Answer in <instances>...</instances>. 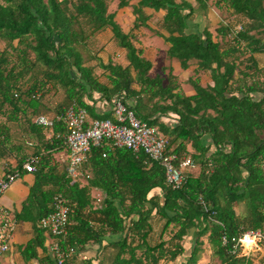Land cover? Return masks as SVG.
<instances>
[{
  "label": "trees",
  "instance_id": "trees-1",
  "mask_svg": "<svg viewBox=\"0 0 264 264\" xmlns=\"http://www.w3.org/2000/svg\"><path fill=\"white\" fill-rule=\"evenodd\" d=\"M113 1L118 10L134 0H0V40L6 43L0 50V151L17 148L22 153L25 144L38 156L35 182L23 207L24 213L35 208L38 227L26 249L43 246L40 219L51 212L53 196L60 193L71 220L67 234L57 239L60 247L66 253L73 248L77 255L88 245L107 240L97 262L91 257L77 264H160L162 260L170 264L187 251L183 241L188 237L191 247L185 264H195L207 233L220 264H250L255 254L232 253L231 238L245 230L264 233V67L254 56L264 53V0H217L245 20L243 30L232 39H228L231 27L217 28V40L207 23L196 21V9L188 0L137 1L134 28L150 18L146 8L165 11L157 33L170 43L168 53L183 69L195 66L189 78L192 95L184 92L172 72L166 84L161 75L150 76L152 62L132 42L134 34L125 33L115 21L116 12L109 10ZM204 5L202 9L207 8ZM106 28L127 50L129 61L126 67L112 62L100 65L109 73V86L98 81L85 57L89 40ZM202 74L211 83L202 85ZM58 92L67 104L84 108L85 97L92 100L94 92L108 101L125 94L139 117L168 138L169 150L201 165L200 174L188 173L186 183L172 189L164 168L143 151L105 143L92 148L99 166L96 177L106 168L111 172L103 184L106 197L98 203L91 186L101 184V178L88 185L74 182L54 162L53 149H62L63 139L54 137L50 143L45 138L48 129L34 123L35 112L24 114ZM143 97L156 99L155 111L175 113L176 124L165 125L157 112L141 106ZM16 123L34 134L37 144L31 142L32 135L21 138L23 144L14 142ZM53 130L65 131L61 123ZM204 135L209 136L208 144ZM189 143L194 152H188ZM117 154L124 162L115 166L110 161ZM242 206L244 210L238 212ZM155 220L162 222L159 230ZM172 226L177 228L171 238L174 244L167 247L163 234ZM158 232L162 239L154 244ZM224 236L229 240L226 245Z\"/></svg>",
  "mask_w": 264,
  "mask_h": 264
},
{
  "label": "crops",
  "instance_id": "crops-1",
  "mask_svg": "<svg viewBox=\"0 0 264 264\" xmlns=\"http://www.w3.org/2000/svg\"><path fill=\"white\" fill-rule=\"evenodd\" d=\"M137 1L138 0H134L129 6L120 8L118 10L117 1H113V6L112 8H109V10L116 12L114 18L115 21L120 25L125 33L134 34L131 39L132 42L138 49H141L142 56L152 62V68L149 72L150 76L155 77L157 75H161L164 78L163 84H166L167 76L169 72H172V74L177 76L184 92L187 95L194 94L195 90L189 81L190 77H188V75L193 74L195 66H190L188 69H183L178 60L172 59L170 57L168 53L170 43L166 42L164 38L157 33V31L159 30V22H161V20L163 19L165 11H153L146 8L145 11L148 15H150V18L143 26L134 28L136 15L134 14L133 7L137 4ZM188 1L196 9V21L201 23L203 26L207 23L209 25L210 31L213 33V37L215 40H217L216 34L214 33L216 32V30L214 31V28L211 26L212 24H216L217 28L225 25L231 27L233 30L236 26L242 25L241 23H239L241 20L242 23H245L244 19L228 11L223 3L219 6L217 4V0H203V2L201 0ZM196 3H199V7H196ZM203 4H205L204 6L207 7L206 9H202ZM87 50L88 52L85 54V57L87 58V65L93 67V69L95 70V74L98 76V81L106 86L110 85L107 75L109 73L105 72L101 68L100 65L102 63L108 64L112 62L124 67L129 64L127 58V50L118 45L110 28H106L102 32H99L95 36H93L88 42ZM254 56L258 61L259 66L264 67V53H258ZM183 71H186L185 74L187 75V78L181 76V73L184 74ZM132 73L135 75L134 71H132ZM200 81L201 84L205 86L211 83V78L207 74H202ZM134 87L137 90L140 88L139 85H135ZM155 102L156 99L151 100L149 99V97H143L141 106H146L149 111L153 110L154 112H157L155 116H157L159 120L165 125L170 127L174 126L176 124V114L173 112L167 113L166 111L161 112L160 110L155 111ZM85 104L87 105V107L85 108L88 112L89 122H91L95 118H113V100L108 101L105 97L102 98L98 94V92L93 93L92 100L88 97H85ZM68 105L69 103L67 104L65 95L58 92L56 93V95L53 94L46 97L45 101H43L42 104L40 102L36 109L28 108L27 111H24V114L35 112L36 116H34L33 118L42 115L53 117L55 114L59 113L60 110L63 109L64 111L68 107ZM16 124L17 127L14 125L12 129L13 136L17 137V139H14L13 137L14 142L23 144L21 138L27 139L26 136L32 135L31 142L33 144H37L38 138H35L34 134H30L26 132L24 128L22 129L18 127L19 123ZM16 130L17 132H15ZM53 135H55L54 130L48 129L45 135L46 140L52 143L54 138ZM203 140L205 141V144H208L207 141L209 140V136L204 135ZM32 143L30 145H32ZM23 145L24 146H22V148L24 150L22 151V153H19L17 148L13 150L7 148L5 151H0V176H4L6 173L11 172L13 169H16L20 164V160L24 159V163L30 155H36L32 149V146L26 147L25 144ZM187 150L190 153L194 152V147L191 143L188 144ZM53 152L54 162H59L60 166L67 172V147L65 145L62 147V149L61 147H57V149H53ZM92 154L93 152H91L86 162L83 164V170L87 176H83L75 182L82 185H88L90 182L92 183V181L98 180V177L101 178L99 179V183L101 184L91 186V194L96 199L98 196L100 198H105L106 192L104 190L103 184L106 183V179L110 177L111 172L106 168L103 170V174H100L98 177H96V171L99 166L98 164H96V162H94V157H92ZM110 162L112 165L116 166L119 163H123L124 160L117 154L113 155ZM200 172L201 165L197 162H195V165L188 170V173L192 176H198ZM34 182V173L23 172L21 177L17 181H15L0 197V221L3 217V210H6L9 213L13 214L17 221V225L12 234L10 242V249L5 254L0 256V264H57L55 261L56 254L51 251V245L57 240V238L49 235L46 230L42 235L44 238L43 246L36 245V247L32 249H26L28 243L35 239L37 234L36 227H38L35 218V208L27 213H24L23 210L24 204L30 194V188L34 184ZM157 192H159V190L155 189L154 193ZM94 219L96 220V218H93L92 220L95 221ZM104 241L105 242L88 245V249L84 253L68 256V259L66 258L65 263H82L83 260H87L91 257H95V262H97V255L101 254L100 249L107 242V240ZM258 248H260V244L258 245V247H249L248 253L252 252L253 250H258ZM259 250L262 251V249Z\"/></svg>",
  "mask_w": 264,
  "mask_h": 264
},
{
  "label": "built area",
  "instance_id": "built-area-1",
  "mask_svg": "<svg viewBox=\"0 0 264 264\" xmlns=\"http://www.w3.org/2000/svg\"><path fill=\"white\" fill-rule=\"evenodd\" d=\"M243 30L242 25L236 26L232 35ZM34 123L53 130L56 123H61L65 131L53 135L56 138H63L68 149L67 174L75 182L81 177L87 176L83 170V164L95 146H102L107 143L109 146L126 147L134 152L143 151L150 159L159 163L165 171L166 183L172 189H180L188 179V170L195 165L190 156L180 157L169 150V140L160 129L141 119L137 111L130 105L125 94L113 99V118H95L88 121L87 109L71 103L64 111L55 114L53 117L37 116ZM38 156L32 154L22 164L11 172L0 176V197L17 181L23 172L33 173L36 170ZM102 198L97 197V202ZM52 210L40 219V226L49 235L56 237L65 236L68 226L71 224L70 209L62 194L53 196L51 203ZM0 221V256L10 249L12 234L16 228L17 221L13 214L6 210L2 212ZM247 240H252L250 247L260 244L264 246V233L260 230H245L238 237L231 238L233 244L232 253L247 254ZM223 245L229 240L226 236L222 239ZM247 250V251H246ZM51 251L56 254L57 264H66L68 256L76 251L71 248L68 253L63 250L56 240L51 245Z\"/></svg>",
  "mask_w": 264,
  "mask_h": 264
},
{
  "label": "rangeland",
  "instance_id": "rangeland-1",
  "mask_svg": "<svg viewBox=\"0 0 264 264\" xmlns=\"http://www.w3.org/2000/svg\"><path fill=\"white\" fill-rule=\"evenodd\" d=\"M214 3V2H213ZM113 6V3L110 4L109 8H112ZM196 7H199V3H196ZM210 20V19H209ZM213 22V21H212ZM239 23H242L241 21ZM213 28H214V31L217 30V27H216V24H212L211 25ZM216 34V32H214ZM234 36L231 35L229 36L228 39H232ZM221 39V38H220ZM223 40V39H222ZM225 40V38H224ZM227 42V41H226ZM5 42L0 40V50L3 49L5 47ZM226 44V43H225ZM183 73H181V76L184 77V78H187V75L185 74L186 71H183ZM191 74L188 75V77H190ZM192 76V75H191ZM14 125V124H13ZM14 138L16 139L17 137L14 136ZM238 212H241L244 210L243 206L241 208H238L237 209ZM162 222L160 221H157L155 220L154 221V225H155V228L159 230V227H162ZM177 228H174L173 226L170 227L168 229V231H166L164 234H163V239L166 240L168 243L167 247H172L173 246V241H172V236H173V233L174 231L176 230ZM162 239V236H161V232H158L154 235L153 237V240L152 242L154 244H157L158 242H160ZM189 237L183 241L184 244L186 245L187 247V251H185L184 254H182L181 256L177 257V259H175V262L173 261H168L170 264H185L186 263V259L189 255V252H190V247H191V243H189ZM201 240L204 242L203 243V247L199 253V258H198V261L197 263L195 264H220V259L217 255L214 254V250L211 246V244L209 243L208 241V233L205 234L204 236H202ZM260 244V243H259ZM259 249H262V251H260ZM251 253H254L255 255H252L249 259H250V264H264V246L262 244H260V248H258V250H253ZM141 254V251L138 250V255ZM165 261L162 260L160 264H164Z\"/></svg>",
  "mask_w": 264,
  "mask_h": 264
},
{
  "label": "bare ground",
  "instance_id": "bare-ground-1",
  "mask_svg": "<svg viewBox=\"0 0 264 264\" xmlns=\"http://www.w3.org/2000/svg\"><path fill=\"white\" fill-rule=\"evenodd\" d=\"M252 244V240H247L246 242H245V246L246 247H250V245Z\"/></svg>",
  "mask_w": 264,
  "mask_h": 264
}]
</instances>
